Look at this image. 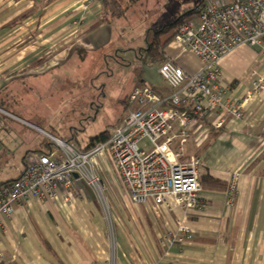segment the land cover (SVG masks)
Wrapping results in <instances>:
<instances>
[{"label": "crops", "instance_id": "1", "mask_svg": "<svg viewBox=\"0 0 264 264\" xmlns=\"http://www.w3.org/2000/svg\"><path fill=\"white\" fill-rule=\"evenodd\" d=\"M121 1L124 3V0L90 3L0 0V117L17 115L12 108L17 103L10 100L21 91L28 89L36 94V86L27 88L25 84L37 80L51 85L55 74L78 58L87 62L91 57L98 66L107 60L106 56L113 50L110 12L113 10L114 16L120 18ZM198 7L193 12L182 7L178 13L184 14L175 22L183 19L196 27ZM163 29L150 35L147 46L154 34ZM163 56V65L175 64L187 76H195L202 70V62L174 41L164 49ZM156 65L159 66L151 65L155 73L150 76L151 83L145 86L152 90L157 101H163L173 92L160 78L163 65ZM220 67L233 83L228 97L239 98L247 88L249 76L264 73V58L257 50L240 47L224 58ZM124 101L127 108L128 99ZM7 110L13 111L8 114ZM214 122L216 118L212 117L201 129L190 128L186 137H181L178 124L174 127L176 138L172 151L179 161L200 159L203 162L200 179L211 177L227 185L226 191L203 189L206 209L202 213L185 214L173 201H169L167 209L159 207V214L153 200L134 204L114 174L112 162L100 158L93 169H97V177L114 192L109 214L95 191L82 182L73 192L60 190L54 202L34 200L29 207L17 206L0 234L4 264H261L264 260V88L250 98L243 120L230 119L218 131L212 127ZM13 125L31 126L37 132L29 129L32 139L21 146L15 140L19 137L13 133L5 135L10 129L0 124V169L9 168L10 173L0 176V186L21 177L28 156L50 153L54 147L52 142L39 140L47 135L40 130L44 129L41 119L24 125L8 124V127ZM123 125L119 123L115 130ZM229 200L234 205L225 215L223 208ZM180 224L188 228L192 238L177 244L174 238Z\"/></svg>", "mask_w": 264, "mask_h": 264}, {"label": "built area", "instance_id": "2", "mask_svg": "<svg viewBox=\"0 0 264 264\" xmlns=\"http://www.w3.org/2000/svg\"><path fill=\"white\" fill-rule=\"evenodd\" d=\"M174 41L202 62L200 73L187 76L175 64L165 63L159 75L172 95L157 101L146 86L134 90L127 101L128 117L109 141L88 152L57 141L50 153L28 156L21 177L0 186V234L17 206L29 207L34 200L54 202L60 190L73 192L83 180L102 197L103 187L93 169L100 158L112 162L134 204L153 200L157 214L159 207H169V201L185 214H200L206 209L199 183L203 162L179 161L172 151L174 127L178 124L181 137H186L190 128L199 130L212 117L216 118L212 124L216 131L230 119H244L250 98L264 88V73L252 74L244 93L233 99L228 97L233 83L225 77L220 62L243 46L257 50L264 58V0L208 3L200 12L198 25H183ZM233 205L229 200L223 213L228 214ZM168 235L171 239L172 234ZM191 238L188 228L180 224L174 241L182 244ZM0 264H4L1 248Z\"/></svg>", "mask_w": 264, "mask_h": 264}, {"label": "rangeland", "instance_id": "3", "mask_svg": "<svg viewBox=\"0 0 264 264\" xmlns=\"http://www.w3.org/2000/svg\"><path fill=\"white\" fill-rule=\"evenodd\" d=\"M202 1L204 0H124V3L121 1L118 7L122 16L117 18L113 10L110 12L113 16V50L106 56L108 59L98 66V62H93L91 57L87 62H82L78 58L64 71L55 74L53 77L55 80L51 85L37 80L25 84L27 88L30 85L36 86L38 91L36 94L29 93L25 88V91H21L10 100L17 103L12 107L17 115L8 113L13 110H7L6 113L12 116L5 114L4 118L0 117V124H6V128L10 129L5 131V135L15 134L19 137L15 138L16 142L23 146L32 139V131L29 129L34 131L36 129L18 125L9 128L8 124L24 125L36 118L44 121V129H39L47 134L40 135L44 139L39 137V140L52 142V145L61 141L72 144L76 149H83L101 134L108 133L110 137L114 135L119 123L124 124L128 117V108L125 107L124 100L129 99L134 90L151 83L150 76L155 73L153 67L140 63L141 56L148 51L147 42L150 35L174 23L184 14L178 13L182 7H185L186 12H193ZM216 1L227 3L224 0L211 2L216 4L218 3ZM86 2L89 3L87 0ZM151 46L149 45V48ZM260 57L263 58L261 55ZM93 63L95 65H92ZM8 169L1 168L0 176H8L10 174ZM96 170L94 174L97 177ZM113 172L115 174L116 171ZM97 179L103 187V195L98 198L109 214L110 200L114 197V192L111 193L109 190V184L106 182L103 184L101 179L98 177ZM81 182L91 188L87 180ZM261 264H264V260Z\"/></svg>", "mask_w": 264, "mask_h": 264}, {"label": "trees", "instance_id": "4", "mask_svg": "<svg viewBox=\"0 0 264 264\" xmlns=\"http://www.w3.org/2000/svg\"><path fill=\"white\" fill-rule=\"evenodd\" d=\"M235 1H237V0H235ZM235 1H233V2H235ZM208 3H213V2H211L210 0L204 1L202 4L199 5L198 10L201 12L202 9H204V7ZM183 21H184L183 19H180L177 22H175L174 24H172L171 26L165 27L162 32L154 34V36L152 37V39L149 42V45H152V46L149 48V45H148V48H147L148 51H146V54L141 56L140 61L143 64L149 65V66H151V65L152 66L153 65L159 66L156 64H162L163 65V63L165 62L164 61L165 57L163 56V51L170 43H172L174 41L178 30L184 24L188 23V22H185V21L183 22ZM110 138L111 137L108 133L101 134V135L97 136L96 138L92 139L86 148L77 149V150H79V151L81 150V152L91 151L97 145L104 144L107 141H109ZM46 154H48V153H46ZM199 183H200L202 189H205V190H216V191H226L227 190V185L225 183H222V182L215 180L211 177L210 178L206 177V178H202V179L199 178Z\"/></svg>", "mask_w": 264, "mask_h": 264}, {"label": "water", "instance_id": "5", "mask_svg": "<svg viewBox=\"0 0 264 264\" xmlns=\"http://www.w3.org/2000/svg\"><path fill=\"white\" fill-rule=\"evenodd\" d=\"M75 178L77 179V178H78V176H75Z\"/></svg>", "mask_w": 264, "mask_h": 264}]
</instances>
